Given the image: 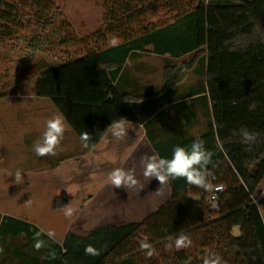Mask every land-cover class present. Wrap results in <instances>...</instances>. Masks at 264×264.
Returning <instances> with one entry per match:
<instances>
[{"label":"trees","instance_id":"trees-1","mask_svg":"<svg viewBox=\"0 0 264 264\" xmlns=\"http://www.w3.org/2000/svg\"><path fill=\"white\" fill-rule=\"evenodd\" d=\"M166 10L162 19L145 21L148 13ZM4 50L28 66L19 84L49 99L79 136L90 126L99 128L89 145L112 123L105 118L113 105L117 115L144 125L161 158L171 159L174 146L188 148L195 139L203 140L214 153L212 183L224 184L225 190L211 205L208 192L184 179L172 180L170 201L145 222L106 226L87 236L69 232L61 245L42 233L39 251L33 237L41 230L4 216L0 264H203L212 253L224 264H264V227L253 203L264 178V3L110 0L101 28L75 40L54 0H0L1 56ZM140 53L168 56L157 92L168 106L165 113L158 112L161 103L153 94L137 102L122 89L125 63ZM97 70L114 85L112 103L104 100L107 84L97 80ZM80 90L85 92L76 96ZM15 94L19 88L1 95ZM173 120L182 131L168 134L166 142L164 134H152L157 124L169 127ZM195 127H200L198 135L191 134ZM245 129L256 134L250 146L241 142ZM181 234L191 238L192 246L167 250L166 244ZM142 240L152 245L151 258L140 250ZM87 245L100 254L85 255ZM50 250L55 259L44 258Z\"/></svg>","mask_w":264,"mask_h":264},{"label":"crops","instance_id":"crops-1","mask_svg":"<svg viewBox=\"0 0 264 264\" xmlns=\"http://www.w3.org/2000/svg\"><path fill=\"white\" fill-rule=\"evenodd\" d=\"M242 1L264 3V0ZM166 59L168 56L140 53L134 60L126 61V73L121 82L124 93L134 97L137 102L153 94L151 98L161 103L158 111L161 113H165L168 108L162 105L157 96L162 85V70ZM96 74L97 80H104L107 84L108 94L104 100L112 103L114 85L106 80L107 77L103 76L105 74L98 70ZM84 92L80 90L75 95L82 96ZM8 98L15 99V109L5 110L2 102L0 106L2 113H8L12 122L1 127L0 132L5 134L12 146L8 159L0 155V180L14 181L13 176L20 169L24 181L22 184L14 181L11 186L19 192V208L16 209H8L7 195L2 192L4 186L0 183V219L6 216L30 223L43 230L44 234L53 230L56 234L54 242L61 245L69 232L87 236L106 226L143 223L170 201L168 183L160 185L155 178L146 181L143 177L141 160L155 152L146 136L144 125L135 118L117 115L112 105V111L105 119L111 122L125 119L127 134L123 139H115L107 131L109 124L101 130L99 139L89 145L99 130L97 126H90L83 130L90 137L88 151L82 146L80 136L64 119L66 131L56 149V155L38 157L33 151V145L41 138L45 121L61 114L49 99L36 96L33 86L25 88L24 83L19 84V94L5 97ZM142 114L138 113V117H142ZM180 131L177 122L173 120L169 127L157 124L151 132L164 134L162 140L166 142L168 134L173 136ZM200 132V127L191 130L192 135ZM115 168L133 173L140 185H143L142 190L138 187L127 192L124 188L108 185L107 176ZM254 201L262 219L264 187L254 195ZM65 205L77 210L71 219L64 216L62 206Z\"/></svg>","mask_w":264,"mask_h":264},{"label":"clouds","instance_id":"clouds-1","mask_svg":"<svg viewBox=\"0 0 264 264\" xmlns=\"http://www.w3.org/2000/svg\"><path fill=\"white\" fill-rule=\"evenodd\" d=\"M111 46H118V41L113 39L110 42ZM66 131V122L62 115H54L45 121V127L42 136L33 145V151L38 157L54 156L56 149L60 145ZM107 131L117 140L123 139L127 134L125 128V119L121 118L118 121L112 122ZM90 137L88 133H81L80 141L84 148H88V141ZM256 140V134L249 131L242 130V143L251 145ZM214 153L205 148L204 141L197 138L190 147L174 146L171 159L161 158L157 154L145 156L141 160L143 168V177L146 181H151L153 178L159 181L160 185L169 183L172 180L184 179L187 184L203 189L206 192H223L225 190L224 184L212 183L215 179L214 174L210 171L209 165L213 164L212 157ZM214 166V165H213ZM14 181L16 184H22L24 179L22 171L17 169L14 174ZM106 183L114 188H124L127 190H134L138 187L142 190L143 185L136 179L133 173L125 171L123 168L113 169L107 176ZM62 210L66 219H71L77 211L69 205L62 206ZM264 221V216H262ZM43 230L34 234V249L39 251L44 247V241L40 239ZM46 235L49 239L55 241L56 234L53 230H48ZM140 250L145 252L148 258L153 255V248L146 240L140 241ZM192 246V240L188 235L181 234L174 240L166 244V249L171 250L173 247L176 250L187 249ZM3 249L0 248V253ZM85 255L98 256L99 250L92 245H87L84 249ZM56 258L54 250H50L47 257ZM203 264H224V261L212 253L203 258Z\"/></svg>","mask_w":264,"mask_h":264},{"label":"rangeland","instance_id":"rangeland-1","mask_svg":"<svg viewBox=\"0 0 264 264\" xmlns=\"http://www.w3.org/2000/svg\"><path fill=\"white\" fill-rule=\"evenodd\" d=\"M110 0H54L55 4L61 9L65 19L71 25L72 32L74 33L75 40H82L93 32L101 28L103 23V11L105 7L109 4ZM152 2V0H151ZM167 13L166 11H159L155 15L148 13L145 16V21L147 22H156L164 17ZM112 40L109 39V44ZM78 42V41H75ZM5 46V45H4ZM6 47V46H5ZM75 49H68L72 52ZM2 55H0V102L4 104L5 110L14 108L15 99L2 96L4 93H12L14 90L19 88V82L22 79L23 71L27 65H19V58H17L13 53L4 50ZM18 59V60H17ZM81 67V73L83 74ZM10 117L8 113L4 111L2 113V106H0V128L10 124ZM3 132H0V155L4 156L5 159H8L10 156V148L12 143L9 142V139L4 136ZM14 161V160H13ZM4 189L2 192L7 195L8 209L19 208V198L17 199L19 192H16V189H13L11 186L14 184V181L11 180H0ZM264 187V179L259 187L261 190ZM258 190V192H259ZM16 201H18L16 203ZM261 217V215H260ZM262 221V219H261ZM263 224V221H262ZM264 227V224H263ZM233 236L239 235V230L237 227L232 230Z\"/></svg>","mask_w":264,"mask_h":264},{"label":"built area","instance_id":"built-area-1","mask_svg":"<svg viewBox=\"0 0 264 264\" xmlns=\"http://www.w3.org/2000/svg\"><path fill=\"white\" fill-rule=\"evenodd\" d=\"M221 192H208L207 194V201L209 204L214 205L215 202L218 200V196ZM255 204V201L253 202Z\"/></svg>","mask_w":264,"mask_h":264},{"label":"water","instance_id":"water-1","mask_svg":"<svg viewBox=\"0 0 264 264\" xmlns=\"http://www.w3.org/2000/svg\"><path fill=\"white\" fill-rule=\"evenodd\" d=\"M215 208H216V206H215Z\"/></svg>","mask_w":264,"mask_h":264}]
</instances>
